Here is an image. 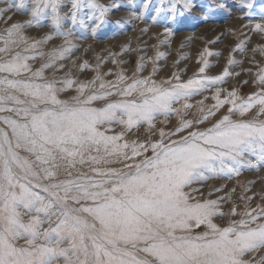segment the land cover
Listing matches in <instances>:
<instances>
[{"label": "snow or ice", "instance_id": "obj_1", "mask_svg": "<svg viewBox=\"0 0 264 264\" xmlns=\"http://www.w3.org/2000/svg\"><path fill=\"white\" fill-rule=\"evenodd\" d=\"M151 3L146 0L144 7ZM24 6L25 0L13 5ZM61 6L62 0H32V19L0 34V56L5 57L0 59V264H264V256L254 259L264 252V205L249 203L243 211L233 205L224 212L228 197L193 195L200 191L196 185L231 180L244 167H264V119H259L264 116V70L258 74L259 92L242 99L233 90L221 98L218 88L216 103L195 121L184 118L193 107L188 101L223 77L180 82L176 76L175 83H157L136 75L129 82L120 73L115 81H105L97 66L89 82L48 80L45 69L75 50ZM84 6L85 0H72L68 19L73 27H88L78 17ZM88 6L98 10L95 34L107 22L110 7L98 0H88ZM196 7L195 0H160L154 10L157 16L164 13L163 21H176ZM11 10L0 9V19ZM48 13L55 36L30 41L24 29L42 26ZM200 19L207 22L210 16ZM255 28L264 32V23ZM165 33L172 35L168 27ZM56 37L64 39L63 46L38 51ZM45 55L48 62L33 71L29 62ZM207 67L205 60L200 72ZM229 75L226 70L224 76ZM74 85L76 94L61 99ZM226 105L227 114L201 127ZM253 109L257 118L246 119ZM173 115L179 125L171 132L161 129L157 140L126 139V133L144 125L155 128L159 117L167 121ZM201 227L205 230L197 231Z\"/></svg>", "mask_w": 264, "mask_h": 264}, {"label": "rangeland", "instance_id": "obj_2", "mask_svg": "<svg viewBox=\"0 0 264 264\" xmlns=\"http://www.w3.org/2000/svg\"><path fill=\"white\" fill-rule=\"evenodd\" d=\"M98 2L109 6L110 14L107 22L97 28L93 34L91 29L96 23L93 16L98 15V10L88 6V0H85V6L78 13V17L82 18L88 27L79 23L73 27L71 20L68 19L71 15L72 0H62L60 12L65 17L64 29L72 28L75 50L69 59L58 61L54 68L45 69L44 76L48 80L73 79L77 85L80 82H89L97 75L94 71L97 66L105 81H115L120 73H123L129 82L136 75L141 78L150 77L157 83L167 80L175 83L176 76L180 77V82H187L190 79L214 80L223 77L221 83L208 84V90L193 95L188 101L193 107L187 110L184 118L194 121L206 114L216 103L213 97L218 88L221 89V98H225L228 92L235 90L242 99L261 90L258 74L264 70V32L257 31L255 25L264 23V0H244L243 3L240 0H195L198 7L184 17H177L176 21H163L164 13L160 16L156 15L154 9L159 5L160 0H152L147 8L144 7L146 0H131V3L129 0H98ZM17 3L19 0H0V9L12 7V10L4 12L3 18L0 19V34L5 33L12 24L25 23L32 19L30 15L32 0H25V6L20 10L13 7ZM114 3L119 6L112 7ZM249 4L251 7H248ZM179 7L182 6L178 5ZM209 8L212 9L211 12L208 11ZM202 14H208L209 21L201 20ZM137 16L143 18L136 19ZM40 25L42 26L24 29L30 41L42 40L49 35L55 36L50 13L40 20ZM165 27L171 30V36L165 33ZM64 43L63 38L56 37L47 44L41 45L38 51L50 53ZM22 48L23 46L17 51H21ZM207 52H211L212 55L208 56ZM4 58L0 56V59ZM205 60L208 67L201 73L200 69L204 66ZM47 62L48 56L45 55L43 59L38 57L29 63L33 71H36ZM85 62L87 68L84 67ZM141 64L143 70L140 68ZM226 70L231 75L224 76ZM108 73L112 75H107ZM57 87L62 85L58 84ZM75 87L76 85L73 86V90L61 93L60 98L69 99L75 95ZM200 101H203V105L199 103ZM176 107L179 108L181 105L178 104ZM201 107L204 108L203 113L200 111ZM228 107L226 105L220 109L215 117L201 127H210L216 119L227 114ZM245 118H257V110L253 109ZM259 119H264V116H260ZM178 125L179 118L175 115L167 121L161 116L155 122V128L144 125L126 133V139L129 142L155 141L159 138L161 129L171 132ZM115 131L120 132L123 129L116 127ZM251 159L253 163L257 162L254 157ZM82 170L87 171V166ZM195 187L200 191L193 195L201 200L228 197V202L223 204L224 212H229L233 205L238 206L239 211H243L245 205L249 203L251 207L264 205V167L259 170L244 167L241 169V175L231 180L218 179ZM218 188H222L223 191H215ZM209 193L214 194L209 195ZM249 197H252L251 201L248 200ZM216 222L227 223L226 220L219 219ZM44 227L47 228L48 225L45 224ZM204 230L201 227L197 231ZM262 256L264 252L256 254L254 259Z\"/></svg>", "mask_w": 264, "mask_h": 264}]
</instances>
